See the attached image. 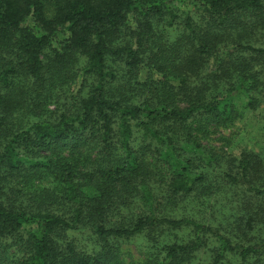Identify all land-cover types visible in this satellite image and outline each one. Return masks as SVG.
<instances>
[{
    "label": "trees",
    "instance_id": "16d2710c",
    "mask_svg": "<svg viewBox=\"0 0 264 264\" xmlns=\"http://www.w3.org/2000/svg\"><path fill=\"white\" fill-rule=\"evenodd\" d=\"M255 38L264 0H0V264H118L172 231L187 235L143 264H264V153L196 135L257 105ZM210 179L241 192L237 233L186 210Z\"/></svg>",
    "mask_w": 264,
    "mask_h": 264
},
{
    "label": "rangeland",
    "instance_id": "374dc122",
    "mask_svg": "<svg viewBox=\"0 0 264 264\" xmlns=\"http://www.w3.org/2000/svg\"><path fill=\"white\" fill-rule=\"evenodd\" d=\"M253 42L254 45L262 46L264 38H255ZM255 98L257 105L254 109L246 107V98L235 101L236 107L240 112V117L230 128L223 129L208 126L206 135L197 133V137L201 138V142L207 148H210L212 153L219 156L226 154L238 158L245 151L256 154L264 153V93ZM53 111H55L53 103H49L45 107V110L43 109V112L48 115L53 113ZM43 112H39L37 116H40ZM208 184L212 187L211 195H206L200 200H195L186 210L195 219L201 220L208 225L219 228H232L235 229L232 230L235 233H237L236 230H242L245 227L243 224L246 222L247 217L244 215L242 222H239L242 212L237 207H239L238 202H242L241 192L239 190L235 192L234 188L231 189V187L223 186L222 183H216L215 180L211 179ZM217 184L220 188L216 191V189H213V186H217ZM141 208L142 206L138 200H133L124 207L114 206L108 215V224L111 226L114 224L129 225L141 212ZM185 235H187L186 232L177 233L172 231L169 233V236L162 238L163 240L158 243L156 241L152 243L146 236H139L131 241V243L121 246L116 254V261L118 264H143L152 254H156L158 250L164 247V245L173 244ZM199 258L200 256L194 264H199ZM228 264L240 263L230 260ZM248 264L252 263L249 262Z\"/></svg>",
    "mask_w": 264,
    "mask_h": 264
}]
</instances>
